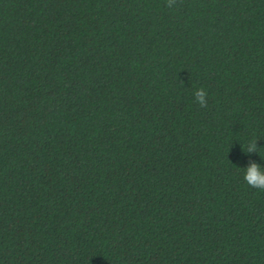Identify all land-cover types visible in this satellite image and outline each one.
I'll use <instances>...</instances> for the list:
<instances>
[{"label": "trees", "instance_id": "1", "mask_svg": "<svg viewBox=\"0 0 264 264\" xmlns=\"http://www.w3.org/2000/svg\"><path fill=\"white\" fill-rule=\"evenodd\" d=\"M250 160L264 0H0V264H264Z\"/></svg>", "mask_w": 264, "mask_h": 264}, {"label": "clouds", "instance_id": "2", "mask_svg": "<svg viewBox=\"0 0 264 264\" xmlns=\"http://www.w3.org/2000/svg\"><path fill=\"white\" fill-rule=\"evenodd\" d=\"M166 6L170 10H177L182 0H165ZM195 101L201 107H207V96L208 93L203 87L195 88L193 92ZM258 137H253L247 141V148L243 150L245 153H258L260 156V149L262 147H258L257 141ZM262 158V156H261ZM244 169V180L245 182L252 188L264 191V166L257 163L256 161L250 160L248 165Z\"/></svg>", "mask_w": 264, "mask_h": 264}]
</instances>
